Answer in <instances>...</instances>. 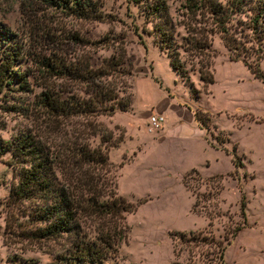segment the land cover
<instances>
[{"label": "rangeland", "instance_id": "obj_1", "mask_svg": "<svg viewBox=\"0 0 264 264\" xmlns=\"http://www.w3.org/2000/svg\"><path fill=\"white\" fill-rule=\"evenodd\" d=\"M92 1L100 15L91 19L40 0H0V30L9 32L21 47L11 66L27 73L24 89L16 80L0 88V143L19 131H29L49 149L50 137L58 140L50 134V115L36 105L39 94L50 90V77L36 69L38 57L63 59L71 66H99L117 56V66H122L118 93L128 97L126 110L132 113L99 115L97 120L113 136H121L108 151L116 192L138 203L126 214V240L102 264H216L213 242L224 243L238 224L242 227L223 250V264H264V42L258 50L252 44L246 57L250 66L260 69V80L239 59H230L206 13L190 14L183 7L185 0H163L184 74L198 92L191 99L183 78L157 46L152 21L143 11L146 0ZM193 40L196 48L191 47ZM4 45L0 37V48ZM151 66L162 87L147 75ZM199 66L211 71V83L198 78ZM67 83L71 87L66 89L85 95L82 83ZM164 85L184 103L189 104V96L202 118L209 115L205 136L226 154L212 147L202 151L168 105L162 112L163 132L145 129L148 113L166 99ZM232 149L240 161L236 167L228 154ZM8 156L0 154V264H66L59 256L62 239L34 237L24 212L27 203L7 198L15 181ZM200 158L208 166L199 167ZM240 192L246 199L244 224L238 211ZM170 231L183 236L171 238ZM197 234L206 240L193 243Z\"/></svg>", "mask_w": 264, "mask_h": 264}, {"label": "trees", "instance_id": "obj_2", "mask_svg": "<svg viewBox=\"0 0 264 264\" xmlns=\"http://www.w3.org/2000/svg\"><path fill=\"white\" fill-rule=\"evenodd\" d=\"M40 1L66 7L80 17L92 19L100 15L92 0ZM146 1L143 11L152 21L157 46L165 52L168 65L183 78L195 99L198 92L184 74L178 58V44L173 38L166 4L163 0ZM183 7L190 14L206 13L230 52V59H239L253 77L263 80L260 69L250 66L246 57L248 50L253 49L252 44L258 50L264 42V0H185ZM0 37L5 44L0 48V88L16 80L17 87L24 89L27 73L11 66L20 56V44L7 31L0 30ZM196 43L190 41L191 47L196 48ZM36 63L39 74L50 77V90L39 94L36 105L50 115V134L58 140L51 136L49 149L29 131H19L1 141L0 154L8 153L6 163L15 176L7 198L12 203H27L24 212L34 237L62 239L59 256L66 264H102L126 240L129 229L126 214L133 212L138 203L129 202L116 192L115 166L108 160V150L117 145L121 136L116 138L110 128L97 120L99 115L128 109L130 100L118 93L122 66H117L119 57L113 55L99 66H71L63 59L42 57ZM197 72L203 84L213 81L211 71L205 66H199ZM73 80L84 85L85 95L66 89V85L71 87L67 82ZM193 117L203 128L210 120L208 114L202 118L196 109ZM229 154L232 165H240L233 149ZM245 203L240 192L238 211L243 224ZM240 227L242 224L234 226L224 243L213 242L216 264H223L225 245ZM176 234L178 239L183 236L181 232L168 233L171 238ZM206 237L192 236L193 243H203Z\"/></svg>", "mask_w": 264, "mask_h": 264}, {"label": "crops", "instance_id": "obj_3", "mask_svg": "<svg viewBox=\"0 0 264 264\" xmlns=\"http://www.w3.org/2000/svg\"><path fill=\"white\" fill-rule=\"evenodd\" d=\"M152 69H153V66H151V70H148V72H147V75L148 76H150V74H152ZM140 76H144V74H142ZM151 76L153 77L154 75L152 74ZM155 79H153V80L158 84V86L162 87L161 79L160 78H157V77H155ZM163 89L167 92L166 99L164 100V102H162L160 104H157L156 105V110H154V111H157V112H161L162 113L166 109V106L168 105L171 108L172 112L175 114V116L179 120H181L183 123H186L187 124V128H186L187 135H189L190 137H192V138L195 139L196 143H198V145H199V147L201 148L202 151H204L205 149H208V148L212 147V148H215V149H219V150L223 151L226 154L227 153L226 151L222 150L218 146H215L214 144L211 145L208 142V140H207V138L205 136V133H204V128L202 126H200L198 124V122L193 117V110H194V108H193V104L189 101L190 100L189 99V96H188V99H187V101H188L189 104H187V103H184V101H180L177 98H174L173 97V94L171 93V91L173 90L172 87H168V86L164 85ZM191 99H192V97H191ZM194 101L195 100L193 99L192 102L194 103ZM117 112H123V113H129L130 112V113H132V110H130V111L129 110H126V111L115 110L110 118H113L114 115H115V113H117ZM151 112H153V111H151ZM162 115H163V113H162ZM181 121H179V122H181ZM113 123L121 126V124H119L116 121H113ZM165 124H166V120L164 121V117H163V120H162L160 126L156 130V133L157 134L163 132V129L165 128ZM145 126H146V122H145ZM202 158H204V157H202ZM202 165L204 167L208 166V161L205 160V159L204 160L203 159L201 160V158H200L198 160V166L201 167ZM190 168H194V167H190ZM199 172L201 173V170H199Z\"/></svg>", "mask_w": 264, "mask_h": 264}, {"label": "built area", "instance_id": "obj_4", "mask_svg": "<svg viewBox=\"0 0 264 264\" xmlns=\"http://www.w3.org/2000/svg\"><path fill=\"white\" fill-rule=\"evenodd\" d=\"M163 120V115L161 112L153 111L148 113L146 118V130H156L160 126L161 122Z\"/></svg>", "mask_w": 264, "mask_h": 264}]
</instances>
